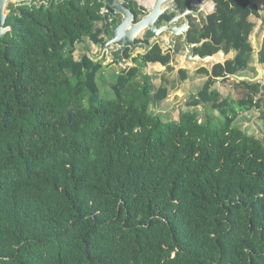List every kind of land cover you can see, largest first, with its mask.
<instances>
[{"label":"trees","instance_id":"trees-1","mask_svg":"<svg viewBox=\"0 0 264 264\" xmlns=\"http://www.w3.org/2000/svg\"><path fill=\"white\" fill-rule=\"evenodd\" d=\"M124 2L140 19L139 0ZM107 9L103 0L8 6L0 264H264V140L236 125L256 111L264 128V81H233L235 98L214 89L251 68L254 27L211 16L203 37L236 56L196 71L206 80L174 119L153 110L167 84L137 83L150 64L171 65L160 45L113 73L109 88L105 58H76L79 44L101 47L121 22Z\"/></svg>","mask_w":264,"mask_h":264},{"label":"flooded vegetation","instance_id":"flooded-vegetation-1","mask_svg":"<svg viewBox=\"0 0 264 264\" xmlns=\"http://www.w3.org/2000/svg\"><path fill=\"white\" fill-rule=\"evenodd\" d=\"M157 1L158 0L155 1L143 0V5H140L138 8L141 11L140 18H143L146 15L145 14L146 11L153 9ZM189 1L191 2L190 7L184 10H180L178 9L176 0H169V2L165 4L162 8H165L166 6H170L171 8L167 10L160 17L159 22L157 23V27L158 28L164 27L168 22L172 21L176 16L183 14L187 10L192 11V13L188 16L190 21V28L187 32H188L189 43L195 45L194 47L195 56L196 55L200 57L213 56L222 51L225 53V57H226L231 52H235V51H231L229 53H226L222 46L219 47L220 45H217L213 41L212 37H203V35L207 33V28L210 26L211 16H216L215 18L218 21V23H222L223 19H228V20H233V22L230 23H234L238 25L244 20L247 25L254 27V31L256 28H261V27L264 28V0H189ZM10 3H14V2H9L6 7L7 18L9 12L8 6ZM183 23L184 20H181L179 22V26L182 25ZM173 26L174 25H171L170 28H172ZM170 36H171L170 33H163L160 35L158 40L147 41L144 39V33L141 34L137 38L136 43H144L146 45V50L144 52L141 50H137L134 54L132 55L130 54L131 55L130 61L133 63L135 57H137L138 55L146 54L154 46L160 45L165 54H170L172 56V63L176 60H179L180 67L185 65L192 66V64L185 63L184 65H182L181 63V59L185 57L186 54L188 53L187 47L185 45L184 37L179 36L175 38L174 46L172 48L171 47L168 48L167 45H169L170 43L169 42ZM251 36H250V41H251ZM126 51L130 53V50H126ZM115 65L118 66L117 64ZM210 70H211V66H210Z\"/></svg>","mask_w":264,"mask_h":264},{"label":"water","instance_id":"water-1","mask_svg":"<svg viewBox=\"0 0 264 264\" xmlns=\"http://www.w3.org/2000/svg\"><path fill=\"white\" fill-rule=\"evenodd\" d=\"M40 2L48 0H0V41L6 36V34L11 30L10 26H6L7 23V13L6 7L9 2H14L17 4L30 3V2ZM107 5L106 10L114 18H120L121 22L113 30L111 37L107 42L101 46V51L109 48H113L110 51V56L112 63L117 64L123 69L133 66V63L125 57V51L130 50V54H134L137 50L145 51L146 45L144 43H136L137 38L144 33V39L147 41L158 40L160 35L163 33H170L168 48L174 46V39L183 36L185 45L187 47L188 53L185 57L181 59L182 65L185 63L192 65L199 64H210L211 70L216 65H225L227 59L224 52H219L213 56L200 57L194 55L195 45L190 44L188 40V30L190 28V21L188 16L192 11L187 10L183 14L176 16L172 21L168 22L164 27L158 28L157 23L160 17L171 7L166 6L162 8L169 0H158L155 7L149 11L145 12V16L136 20L135 14L131 9H129L125 2H120L119 0H103ZM184 20V23L179 26V22ZM171 25H174L170 28Z\"/></svg>","mask_w":264,"mask_h":264},{"label":"rangeland","instance_id":"rangeland-1","mask_svg":"<svg viewBox=\"0 0 264 264\" xmlns=\"http://www.w3.org/2000/svg\"><path fill=\"white\" fill-rule=\"evenodd\" d=\"M123 1L124 0H120V2ZM138 3L140 5H143V0H139ZM263 34H264V28L262 27L258 28L257 35L259 38H257L255 41L256 45L259 44V41L261 40ZM112 49L113 48L111 47L107 50H104L103 53V51H101V47H97L96 45H93L92 42L89 39H87L84 44H79L77 46V51L75 54L77 59L81 58L85 54L92 56L99 55V59L105 58V62H104V65L106 66L105 75L109 77L107 88H109L113 84L112 80L110 79L113 73L119 74L120 72H122V68L114 66V64L112 63V59L110 56V51ZM179 63L180 61L176 60L173 63H171L169 67H162L160 65H149L137 79L138 84L144 83L143 77L149 76L154 78L153 83L156 88H159L164 84H167L170 87V94L168 99L159 108L153 109L152 107V109L157 114L163 115L164 117H171L174 119H178L180 113L188 109L186 107V103L193 96L197 94V92L202 88L203 82L206 80V77L198 76L196 74V71L201 67H206V68L210 67V65L208 64L186 66L187 67L186 69L189 70L190 75H189V79L184 82L181 80L180 77ZM237 76H239L240 78L252 79V77L243 74ZM262 77L264 79L263 74ZM237 80L239 81V79ZM230 84L221 82L218 86L214 87V89L219 91L223 97H226L228 95L232 98H235V96L237 97V95L233 87H230ZM206 109L207 108L204 106H199L197 109L193 111L197 113L200 120H203L202 117L204 118V115L207 111ZM221 120L223 121V118ZM236 125L239 128H241L242 131H244L248 136H253V137L256 136L259 139L264 140V128L259 119L258 112L252 111L241 115L237 120Z\"/></svg>","mask_w":264,"mask_h":264},{"label":"crops","instance_id":"crops-1","mask_svg":"<svg viewBox=\"0 0 264 264\" xmlns=\"http://www.w3.org/2000/svg\"><path fill=\"white\" fill-rule=\"evenodd\" d=\"M257 33H258V28H256V30L253 32V34L251 36V42H252V45H253V48H254V55H253V61L251 63V68L248 71H245V72H242V73L238 74V75L243 74V75L250 76V77H252V79H250V78H248V79L240 78L239 76L231 77L230 78L231 80H229L228 82H224V83H228V84L231 83L230 84V87H234L233 81H235L237 83L238 82H241V81H249V82H263L264 81V79L262 77V74L264 75V64H260L259 63V60H258V54H259V51H260V49L262 47V43H263V39H264V34H263L261 40L259 41V44L256 45L255 41H256L257 38H259L258 35H257ZM235 56H236V53L235 52H231L228 56H226V59L227 60L234 59ZM150 65H159V64H150ZM114 66H116V65L114 64ZM186 66H190V65H185V66L179 67V69H181V68L186 69L187 68ZM208 69H210V67ZM189 75H190V73H189ZM237 77H239V78H237ZM237 79H239V81ZM221 82H223V81L222 80H219V82L217 83L216 86H218Z\"/></svg>","mask_w":264,"mask_h":264}]
</instances>
